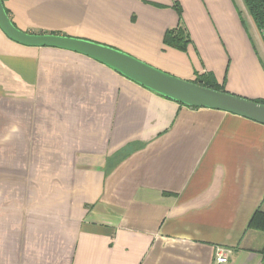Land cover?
Wrapping results in <instances>:
<instances>
[{"label":"crops","instance_id":"0c3cea01","mask_svg":"<svg viewBox=\"0 0 264 264\" xmlns=\"http://www.w3.org/2000/svg\"><path fill=\"white\" fill-rule=\"evenodd\" d=\"M3 4L25 32L109 46L188 81L211 74L228 93L264 100L238 0ZM178 26L186 51L164 44ZM257 212L264 125L183 106L0 29V264H220L218 248L225 264H264Z\"/></svg>","mask_w":264,"mask_h":264},{"label":"water","instance_id":"95a60500","mask_svg":"<svg viewBox=\"0 0 264 264\" xmlns=\"http://www.w3.org/2000/svg\"><path fill=\"white\" fill-rule=\"evenodd\" d=\"M0 29L12 41L35 48H55L88 57L130 81L183 106L227 112L264 125V104L204 87L157 69L115 48L85 39L33 34L16 27L0 0Z\"/></svg>","mask_w":264,"mask_h":264},{"label":"trees","instance_id":"16d2710c","mask_svg":"<svg viewBox=\"0 0 264 264\" xmlns=\"http://www.w3.org/2000/svg\"><path fill=\"white\" fill-rule=\"evenodd\" d=\"M244 1L258 30L260 31V34L264 42V0H244ZM177 10L179 12V15L181 16V9L179 6H177ZM6 12L9 15V11L7 9ZM33 34H42V33H33ZM190 43H191L190 37L183 26H178L176 29L168 30L164 37L165 45L181 51H186ZM193 82L204 87L212 88L214 90L225 91L223 87L219 86L216 83L214 77L211 74L205 73V74L197 75L196 79ZM255 101L260 104H264V100H255ZM250 227L264 231V214L261 212H257L251 221ZM262 254L264 255V250Z\"/></svg>","mask_w":264,"mask_h":264},{"label":"rangeland","instance_id":"374dc122","mask_svg":"<svg viewBox=\"0 0 264 264\" xmlns=\"http://www.w3.org/2000/svg\"><path fill=\"white\" fill-rule=\"evenodd\" d=\"M238 2L241 4L240 8L243 11L245 22H246L247 27L249 29V32L251 34V37H252V40L254 42V46L256 48V51L264 63V42H263L262 36H261L260 32L258 31L252 17L250 16V14L247 10L248 8H247L245 1L244 0H238ZM214 79L219 86L223 87V89L226 90V87H225L226 85H224V84L220 85L217 82L216 78H214ZM231 94H233V93H231ZM234 95L244 97V96L238 95V94H234ZM244 98H247V97H244Z\"/></svg>","mask_w":264,"mask_h":264},{"label":"built area","instance_id":"2783aa9c","mask_svg":"<svg viewBox=\"0 0 264 264\" xmlns=\"http://www.w3.org/2000/svg\"><path fill=\"white\" fill-rule=\"evenodd\" d=\"M217 261L220 264H225L228 262V259L226 257V252L222 248L217 249Z\"/></svg>","mask_w":264,"mask_h":264},{"label":"flooded vegetation","instance_id":"af4514ba","mask_svg":"<svg viewBox=\"0 0 264 264\" xmlns=\"http://www.w3.org/2000/svg\"><path fill=\"white\" fill-rule=\"evenodd\" d=\"M254 21V20H253ZM255 23V22H254ZM256 25V24H255ZM257 27V26H256ZM258 29V28H257ZM259 31V30H258ZM260 32V31H259Z\"/></svg>","mask_w":264,"mask_h":264}]
</instances>
